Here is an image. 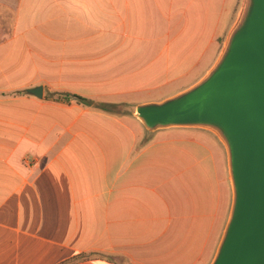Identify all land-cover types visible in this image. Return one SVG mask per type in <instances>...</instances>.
<instances>
[{"label": "crops", "instance_id": "obj_1", "mask_svg": "<svg viewBox=\"0 0 264 264\" xmlns=\"http://www.w3.org/2000/svg\"><path fill=\"white\" fill-rule=\"evenodd\" d=\"M237 8L0 0V264L210 263L230 198L216 134L171 127L148 136L133 110L48 95L117 111L172 97L213 65ZM86 76L92 84L79 86ZM37 86L41 98L26 91Z\"/></svg>", "mask_w": 264, "mask_h": 264}, {"label": "water", "instance_id": "obj_2", "mask_svg": "<svg viewBox=\"0 0 264 264\" xmlns=\"http://www.w3.org/2000/svg\"><path fill=\"white\" fill-rule=\"evenodd\" d=\"M221 54L201 80L135 117L148 131L171 127L222 130L233 203L210 264H264V0H244ZM41 98L42 86L26 90Z\"/></svg>", "mask_w": 264, "mask_h": 264}, {"label": "rangeland", "instance_id": "obj_3", "mask_svg": "<svg viewBox=\"0 0 264 264\" xmlns=\"http://www.w3.org/2000/svg\"><path fill=\"white\" fill-rule=\"evenodd\" d=\"M243 2H244V0H238V8H237V11L238 12H240V10H241V7H242V5H243ZM81 39L84 41V42H88V40L89 39H91V37H81ZM222 48H223V44H222ZM222 48H221V51H222ZM221 51H220V53H218V56H217V58L215 59V61H214V63H213V65L215 64V62L217 61V59L219 58V56H220V54H221ZM83 58H85V63H86V65H85V67L86 68H92V66H93V64H92V62L90 63V64H87V63H89V61L90 60H88L87 61V59H91V57H92V55H93V53H91V52H85V53H79ZM101 55H104V54H108V53H100ZM212 65V66H213ZM70 66H74V64H70ZM212 66L210 67V69L212 68ZM102 67H103V63H102ZM210 69H208L206 72H205V74L210 70ZM98 74V76L99 77H101V78H103V77H106V74L104 75L103 74V72L100 74L99 72L97 73ZM205 74L201 77V78H203L204 76H205ZM88 78H90V77H84V80H86L87 82L84 84V85H79V86H90V84H92V83H89V81H88ZM201 78L199 79V80H201ZM70 79L72 80H75L76 79V77H70ZM197 83V82H196ZM195 83V84H196ZM69 86V85H68ZM191 86H193V85H191ZM158 102V101H157ZM135 106L134 107H132V106H123V107H121L118 111H120L121 113L122 112H125V113H128V112H130L129 110H133L132 111V113H133V116L135 117V115H134V113H135ZM136 118V117H135ZM137 119V118H136ZM143 125V124H142ZM144 126V125H143ZM152 134V132H150V133H148V136H150ZM215 135V134H214ZM215 137H218V136H216L215 135ZM218 139H220L219 137H218ZM220 141H221V143H222V145H223V149H225L226 147H225V144L223 143V141L220 139ZM224 158H226V160H225V162L224 163H227V170H228V180H229V191H230V198H229V213H230V211H231V208H232V203H233V187H232V181H231V175H230V168H229V163H228V157H227V152H225V156H224ZM229 213H228V217H229ZM228 220V219H227ZM226 223H227V221H226ZM226 223H225V225H226ZM225 225L223 226V227H221V228H214L213 229V241H212V244H211V246H212V255H211V260H210V263L212 262V260H213V258H214V256H215V254H216V251H217V248H218V246H219V243H220V240H221V238H222V236H223V233H224V228H225ZM99 257H106V258H108V259H111V260H113L112 258H110V257H108V256H99ZM122 264H125V261L124 260H121L120 258L118 259ZM209 263V264H210Z\"/></svg>", "mask_w": 264, "mask_h": 264}, {"label": "trees", "instance_id": "obj_4", "mask_svg": "<svg viewBox=\"0 0 264 264\" xmlns=\"http://www.w3.org/2000/svg\"><path fill=\"white\" fill-rule=\"evenodd\" d=\"M48 98L54 101H63L69 102L70 99H74L77 103H82L84 105L92 106L98 109L105 110L107 112L120 113L117 109L121 106V104H111V103H94L92 100L79 96L77 94L70 93H51L48 95Z\"/></svg>", "mask_w": 264, "mask_h": 264}, {"label": "bare ground", "instance_id": "obj_5", "mask_svg": "<svg viewBox=\"0 0 264 264\" xmlns=\"http://www.w3.org/2000/svg\"><path fill=\"white\" fill-rule=\"evenodd\" d=\"M241 12H242V9L240 10L239 14H238V17L235 21V23L238 21V19L241 17ZM234 23V24H235ZM209 129H211L212 131H214L219 137L222 136V130L217 126V125H212V124H209L207 126Z\"/></svg>", "mask_w": 264, "mask_h": 264}]
</instances>
